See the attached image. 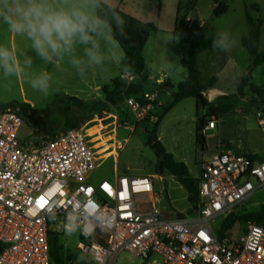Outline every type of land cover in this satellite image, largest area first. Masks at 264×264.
I'll return each mask as SVG.
<instances>
[{"label": "built area", "instance_id": "obj_1", "mask_svg": "<svg viewBox=\"0 0 264 264\" xmlns=\"http://www.w3.org/2000/svg\"><path fill=\"white\" fill-rule=\"evenodd\" d=\"M134 79L130 71L118 78L126 86ZM156 95L126 103L143 118L154 109ZM255 116L264 117V110ZM23 123L19 113L0 111V264H52L48 231L54 225L71 230L69 221L79 225V264H114L120 252L140 264H264L263 225L250 222L239 235L221 239L214 227L216 219L264 191V158L219 143L199 163L195 215L170 218L159 208L152 175L117 173L90 183L102 159L84 127L36 140L20 136ZM215 129L212 118L199 133L214 137ZM97 219L92 231L89 224Z\"/></svg>", "mask_w": 264, "mask_h": 264}, {"label": "rangeland", "instance_id": "obj_2", "mask_svg": "<svg viewBox=\"0 0 264 264\" xmlns=\"http://www.w3.org/2000/svg\"><path fill=\"white\" fill-rule=\"evenodd\" d=\"M120 1L110 0L115 8H118ZM159 1L162 3L163 10L160 15L156 10L151 13L155 18L152 22L158 27L156 20L160 16L159 26L168 28L172 26V23L170 25L172 19L170 9L173 0H127L128 9L123 12L126 14L130 12L128 15L147 22L153 17L149 16L151 14L141 15L137 5L149 8L155 4L156 7ZM253 3L261 6L260 12L247 9ZM246 10L253 18L259 15L264 18V0H230L226 14L218 18L212 16L206 21L208 35L226 31L237 41L236 46L228 52L234 58L230 63L210 64L208 51H214L210 50L213 48L202 50L197 56V66L202 79L215 78L213 86L208 87L203 92V96L208 106L218 111L216 116H212L207 107L200 103L196 104L192 97L179 101L167 110L175 88L164 89L157 80H165L164 85L165 83L176 85L185 74L179 62L178 44L166 42L168 37L176 38L174 34L170 36L166 33H157L151 36L143 49L142 55L148 80L143 84L142 92L143 94L155 92L157 95L154 109L143 118H137L127 106L124 90L114 99L108 100V94L116 84L126 86L125 81L119 82L117 78L120 73H125L123 52L117 42L108 48L110 63L105 65L104 70L91 69L84 78H81L67 59L63 62L48 63L39 59L31 50L30 41L8 32L2 23H0V44L10 47L21 60L25 55L33 58L32 66L24 71L34 75L46 71L52 79L49 92L45 96L31 89L26 83L25 75L20 71L9 78H5L0 73V111L17 109L23 113V109L29 106L31 111L27 119L24 117L20 136L31 135L39 140L44 139V135L36 136L34 129H39L49 120L61 121L62 118L55 112L46 114L40 111L51 112L58 104H62L66 97H76L87 104L95 100L100 101L101 108H97L91 118L80 125L86 130L98 157L102 159V164L92 174L90 183L95 185V182L99 180H110L115 172L119 175L131 176L152 175L154 190L161 196L159 208L163 215L170 218H190L197 210L188 201V194L183 187L167 171H164L162 175L155 174L156 158L153 150L147 145V138L155 130L165 150L172 154L176 161L183 162L194 178L198 177L201 159L214 152L219 143L222 145L228 142L237 152H245V148L248 145H256L257 140L260 144L264 143V124L260 123L255 116L256 111L264 110L262 102L264 63L252 65V58L240 45V39L248 34V25L245 22ZM164 22L167 25H164ZM171 30L174 33L175 26ZM263 47L264 25L258 50L261 51ZM245 76L248 81L241 92H238V86ZM203 117L205 120L215 119L216 135L204 137L203 144H200L197 141L199 131L196 127ZM246 137L252 139L247 140ZM235 145L240 147L235 148ZM262 206L264 207V191L253 194L231 213L234 217H242L257 213ZM224 218L216 219L214 227L219 230ZM247 224L236 221L227 235L230 237L239 235ZM51 231L60 234L59 242L63 253L72 254L75 251L76 243L80 238L77 227L75 231H71L54 225L51 226ZM114 264H140V259L127 252H120Z\"/></svg>", "mask_w": 264, "mask_h": 264}, {"label": "trees", "instance_id": "obj_3", "mask_svg": "<svg viewBox=\"0 0 264 264\" xmlns=\"http://www.w3.org/2000/svg\"><path fill=\"white\" fill-rule=\"evenodd\" d=\"M247 9L259 10L257 4H251ZM115 10L125 20V36L116 35V42L123 52V62L126 65L128 71H130L135 79L132 83L124 87L123 84H116L108 94V100H112L115 96L124 90L127 98L140 99L143 97L142 86L148 80V74L145 69L144 59L142 56V50L146 44L148 36L151 33L157 32L158 28L154 22H143L137 18H134L118 8ZM225 10V5L220 3L214 11L217 16ZM245 22L248 25V35L243 37L240 41L241 46L246 50L248 55L252 58V65L264 63V48L259 51V39L262 27L264 25V18L261 16L253 18L249 12L245 13ZM176 38L179 39L178 48L180 53V65L184 68L185 74L175 87L167 83L170 88H175L172 92V100L169 103L167 110L174 107L179 101L192 97L195 99L196 104L207 107L210 110L212 116H216L218 111L208 106L206 99L203 96V92L213 86L215 78L212 77L208 80H203L200 72L197 68V55L200 51L212 47V40L216 35L207 37L205 34V28L200 25L196 19H186L185 16L176 17L175 30L173 33ZM247 77H243L239 86L238 92H241L243 86L247 83ZM264 103V97L263 101ZM100 101H91L89 104L76 97H66L62 104H58L51 112L40 111L46 114L55 112L61 115V121L59 119L49 120L45 125H41L39 129H34V133L37 135H44V139L52 138L60 132H64L69 129L78 128L80 125L89 120L91 116L96 112L97 108H101ZM31 108L25 107L23 113L19 110L15 112L24 117L29 116ZM38 112V111H35ZM25 115V116H23ZM209 116V115H207ZM207 121L204 117L199 120L200 126L196 127L199 131L201 126ZM157 125H155L156 127ZM60 129V130H59ZM197 141L203 144L204 137L197 136ZM147 145L153 150L156 163L154 172L156 175H162L164 171L172 175L183 189L188 194V201L197 210L199 196H198V178H194L189 174L187 166L180 161H176L172 154L167 152L162 143L157 138L155 130H153L147 138ZM252 159L260 158L254 154H247ZM263 159V158H260ZM236 221H243L245 223L255 222L264 226V207L262 206L257 213H250L242 217H234L232 213L228 214L219 226V238L221 239L229 230L233 227ZM59 233H53L51 229L48 231V245H49V257L52 264H79L80 255L77 250L72 254H65L62 251V245L59 242Z\"/></svg>", "mask_w": 264, "mask_h": 264}, {"label": "clouds", "instance_id": "obj_4", "mask_svg": "<svg viewBox=\"0 0 264 264\" xmlns=\"http://www.w3.org/2000/svg\"><path fill=\"white\" fill-rule=\"evenodd\" d=\"M0 23L8 32L30 41L39 59L45 63L67 59L81 78L91 69L103 71L110 63L108 48L116 42L117 33L126 35V22L110 0H0ZM166 42L178 43L179 39L168 37ZM236 44L226 31L218 32L212 40L214 51L227 53ZM32 64L31 56L21 60L10 47L0 44V73L9 78L20 71L31 89L46 96L52 77L46 71L35 75L25 72ZM69 224L71 231L79 226ZM89 225L94 231L100 221Z\"/></svg>", "mask_w": 264, "mask_h": 264}, {"label": "crops", "instance_id": "obj_5", "mask_svg": "<svg viewBox=\"0 0 264 264\" xmlns=\"http://www.w3.org/2000/svg\"><path fill=\"white\" fill-rule=\"evenodd\" d=\"M220 3H223L225 5V10L223 12H221L219 15H215L214 14V11L216 10V8L219 6ZM229 3H230V0H173L172 1V6H171V9H170V15H171V21H170V25L172 23V26H168V28H162L161 26H159L160 24V16L157 17V23H158V31L157 32H154V33H151L149 36H148V39L146 41V43L148 42V40L151 38V36L157 34V33H166V34H169L170 36L173 35V33L171 32L173 29V27L175 26L176 24V17L177 15L179 16H185L186 19H196L199 21L200 25H202L204 28H205V34L207 37H210V36H213V35H216L217 33H212V34H207V30H206V21L214 16L215 18H218L224 14H226L228 12V7H229ZM127 0H121L118 4V8L121 10V11H127L128 9V6H127ZM253 4H257V3H253ZM158 6L155 7V4H152V7H149V8H144L143 6L144 5H140L138 4L137 6L141 9H139V11H141V15H145V14H151L153 13V11H157V14L160 15L162 13V10H163V7H162V3L161 1H159V3L157 4ZM251 5V4H250ZM258 5V4H257ZM259 7V10H257L256 12H260L261 10V6L258 5ZM206 10V11H204ZM251 10V9H249ZM253 10V9H252ZM255 11V10H254ZM125 13V12H124ZM128 14H130V12H127ZM203 15H206L205 17H202ZM150 17H153L152 20H147V22H152L154 21L153 19L154 16L149 15ZM260 16V15H259ZM262 17V16H261ZM138 19V18H137ZM140 20V19H139ZM145 22V21H143ZM156 24V23H155ZM164 25H167L166 22H164ZM157 26V25H156ZM160 27V28H159ZM249 31V30H248ZM262 31V30H261ZM172 34V35H171ZM248 35V34H247ZM174 36V35H173ZM261 36V34H260ZM246 37V36H244ZM243 38V37H242ZM241 38V39H242ZM240 39V41H241ZM260 41V39H259ZM146 45V44H145ZM241 45V44H240ZM259 46V45H258ZM145 47V46H144ZM212 47H209L207 49H210ZM243 48V47H242ZM264 48V47H263ZM262 48V49H263ZM144 49V48H143ZM210 50H213V49H210ZM246 51V50H245ZM143 52V50H142ZM247 53V52H246ZM248 54V53H247ZM208 55L210 57V64H214L216 62H220L221 64H226V63H230L231 60L233 61L234 58L231 54H229L228 52H222V51H208ZM143 56V55H142ZM198 56V55H197ZM223 58V60L221 59ZM224 58H227V59H224ZM144 59V58H143ZM219 59V60H217ZM124 64V62H123ZM145 64V62H144ZM124 71H128L126 65L124 64ZM198 68V66H197ZM122 71V72H124ZM200 72V71H199ZM121 74V73H120ZM119 74V76H120ZM201 75V74H200ZM119 76L117 78H119ZM212 78V77H211ZM210 79V78H209ZM208 80V79H207ZM164 81L165 80H157V82L164 88V89H171L173 90L174 88H170L168 86L167 83H165L164 85ZM167 81V79H166ZM205 81V80H204ZM171 86L175 87L176 85H174L173 83L171 84ZM145 95V94H144ZM256 119L260 122V123H263L264 124V117H261V118H257ZM217 126V125H216ZM246 139H252L250 137H246ZM256 139V138H255ZM228 149L230 150H233L235 152H237L234 148L231 147V145L228 143V142H224L223 143ZM240 147V146H239ZM238 145H235V148H239ZM246 151L245 152H238V153H243V154H254V155H257L259 156L260 158H264V143L261 142V144L258 142L257 140V144L256 145H248L247 148H245ZM248 150H250V152H247ZM263 155V156H262ZM117 173L115 172L113 177H110V179H113L114 176L116 175Z\"/></svg>", "mask_w": 264, "mask_h": 264}, {"label": "water", "instance_id": "obj_6", "mask_svg": "<svg viewBox=\"0 0 264 264\" xmlns=\"http://www.w3.org/2000/svg\"><path fill=\"white\" fill-rule=\"evenodd\" d=\"M141 104H144V102L141 101ZM198 126H200V124H198ZM199 131H200V130H199ZM198 136H199V137H202L200 133L198 134Z\"/></svg>", "mask_w": 264, "mask_h": 264}, {"label": "bare ground", "instance_id": "obj_7", "mask_svg": "<svg viewBox=\"0 0 264 264\" xmlns=\"http://www.w3.org/2000/svg\"><path fill=\"white\" fill-rule=\"evenodd\" d=\"M92 238H93V239H96V237H95V236H92Z\"/></svg>", "mask_w": 264, "mask_h": 264}, {"label": "snow or ice", "instance_id": "obj_8", "mask_svg": "<svg viewBox=\"0 0 264 264\" xmlns=\"http://www.w3.org/2000/svg\"><path fill=\"white\" fill-rule=\"evenodd\" d=\"M217 207H219V206H217Z\"/></svg>", "mask_w": 264, "mask_h": 264}]
</instances>
